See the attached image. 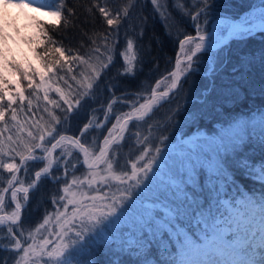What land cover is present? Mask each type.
I'll list each match as a JSON object with an SVG mask.
<instances>
[{"label": "snow or ice", "instance_id": "6c2138e0", "mask_svg": "<svg viewBox=\"0 0 264 264\" xmlns=\"http://www.w3.org/2000/svg\"><path fill=\"white\" fill-rule=\"evenodd\" d=\"M135 2L128 0L115 14L99 3L93 4L107 25L117 31L103 37V51L93 40L95 46L91 53L71 57L85 66V70L79 73L81 79L74 99L70 101L57 88L63 105L49 101L66 113L63 119L67 120L68 114L85 105L90 106V101L103 85L104 92L111 93L113 97L106 104L104 121L110 122L113 104L117 101L130 110L114 116L115 123L107 129V135L103 136L100 144L95 140L88 144L83 138L90 128L102 127L101 123L94 125L92 120H88L78 135L65 136L56 127L62 118L49 112V127L38 125V136L29 132L31 139L24 144L25 151L16 153L20 157L19 163L0 159V167L13 173L7 179V187L0 186V226L7 225L10 250L16 253L12 257L14 264H97V253L105 250L112 255L119 254L122 264H159L153 258V252L171 256L170 246L175 248L179 258L172 257L169 264H264V192L256 199L237 195L239 188H235L237 173L242 181L255 172L241 152L255 132V123L249 120L228 122L211 138L181 139L168 150L160 147L169 140L167 135L161 134L155 140L151 135L154 111L170 102L172 95L181 87V78L193 72L197 54L215 46L218 33L205 32L201 23L202 14L203 22H207L210 0H197L191 9L177 3L181 13L190 16L196 31L195 35H185L179 40L184 58H177L175 70L168 74L171 80L167 87L161 90L163 81L156 80L144 95L125 91L122 97H115L119 90L117 83H105V78L113 70L116 80L130 76L132 79L127 83L135 84L134 61L138 56L133 52L134 40L126 32L124 46L121 47L117 39L121 18L126 24ZM151 3L167 19L166 6L162 11L160 0H151ZM0 4L5 9L0 17L3 19L0 41L9 38L5 32L8 7L27 9L35 5L36 11L46 9L45 14L51 16L56 24L65 19L67 25V17L74 14L66 0H51L50 3L0 0ZM258 20L259 29L264 32V11ZM253 23L244 20L226 25L220 32L226 30L230 36L250 37ZM110 36L113 38L109 42ZM41 42L45 45L44 50L35 55L46 70L52 71L59 61L50 66L44 60L49 47L62 57L65 50L47 32H43ZM0 63L4 68L0 73V118H3L17 100L25 99L21 81L26 80L28 87L33 88L37 71L31 64L25 67L14 58L9 60L3 52H0ZM9 72L19 77L15 94L6 78ZM73 79L76 80L75 75ZM40 81L35 87H44L42 73ZM124 82L120 80V83ZM44 99H49L47 92ZM64 105H67L66 109ZM12 119H16L15 110ZM259 126L264 131V115L260 117ZM126 133L130 135L126 136ZM8 140L15 143L11 136ZM133 140L136 146L125 160L121 156L122 149L132 147ZM7 154L5 142L0 138V157ZM30 161L35 163L36 170L34 179L25 187L15 173L22 168L25 172L32 169ZM257 177L264 181V163ZM42 181H54L58 185L52 197V203L57 205L55 220L58 227L39 239L32 232L23 239L24 231L18 232L13 227L18 225L24 207L18 194L23 193L22 200L27 202L29 190L38 189ZM16 183H19L18 187H14ZM102 187L108 191L101 193ZM9 190L10 200H6L5 194ZM12 203L15 208L7 213L5 210ZM49 219L46 216L44 222L35 228V233L45 229ZM0 231H3L2 227Z\"/></svg>", "mask_w": 264, "mask_h": 264}, {"label": "trees", "instance_id": "16d2710c", "mask_svg": "<svg viewBox=\"0 0 264 264\" xmlns=\"http://www.w3.org/2000/svg\"><path fill=\"white\" fill-rule=\"evenodd\" d=\"M38 1L51 2V0ZM66 3L68 8L74 11L73 15L67 17V25L65 19H61L60 23L56 24L31 16V24L27 28L8 24L5 32L9 38L0 41V52L7 55L9 60L14 58L17 63L25 67L31 64L37 71L33 88L28 87L26 80L21 81L25 99L17 100L12 108L6 111L5 116L0 118V133H2L0 138L4 140L5 151L8 153L0 159L5 162L19 163L20 157L16 153L25 151L24 144L31 139L28 136L29 132L38 136L40 130L38 125L44 124L46 128L49 127L47 124L50 120L49 112L62 118L61 123L56 126L61 134L75 136L89 117L97 120L103 118L106 104L113 98L111 93L104 92L102 85L96 97L90 101V106L85 105L68 114L67 120L63 119L66 113L49 102L56 101L57 104L63 105L59 93L56 92L57 88L61 89L70 101L74 99L78 91V81L81 79L79 73L84 71L85 66L71 57L91 53L95 46L92 44L93 40L97 41L103 51V37L110 32L115 34L117 31L116 28L107 25L105 18L93 7V4L99 3L115 14L117 9L128 3V0H66ZM160 3L162 11L165 6L167 8L165 12L167 19L155 10L151 0H136L134 7L130 9L126 24L124 18H121L118 42L121 47L124 46L127 32L134 40L133 52L138 59L134 61L136 73L134 85L127 83V80L132 79L130 76L120 78L125 80L124 83L116 80L115 70L105 78V83L109 81L117 83L119 90L115 93V97H122L125 91L129 94L139 92L140 95H144L146 90L154 86L156 80L165 82L164 78L169 77L168 74L174 67L179 40L185 35L195 34L194 22L190 16L181 13L177 3L185 4L191 9L197 0H160ZM259 8H264V0H210L206 23L203 22V14L201 16L202 27L207 32L210 23L220 17L241 22L248 21L252 16L258 15ZM0 25H3V22H0ZM43 32L53 36L58 45L65 50L62 57L60 53L52 51L51 46L49 47L48 55L44 60L50 66L54 61H59L52 67V71L46 70L42 61L35 55L36 52L44 50L45 45L41 42ZM112 38L109 37V42ZM194 60L196 63L193 72L181 78V87L172 95L170 102L154 111L151 120L154 131L151 135L154 140L161 134L167 135L169 140L160 147L168 150L181 139L211 138L221 127H226L228 122L249 120L255 123L254 134L241 149L243 157L253 165L255 172L248 174V179L242 181L237 173L235 188H239L237 195L243 194L259 199L264 192V181H260L257 177L260 166L264 163V131L259 126L260 117L264 115V32L253 31L250 37L233 36L226 45L216 50L207 49L203 53H198ZM92 62L95 63V59ZM2 72L4 68L0 63V73ZM41 73L45 78L44 87L37 88L35 85L41 83ZM74 75L76 80L73 79ZM6 78L9 79L13 90L16 89V83L11 79L15 78L14 82H16L19 77L9 72ZM45 92L48 100L44 99ZM6 104L7 99H5ZM64 108L66 109L67 105H64ZM13 110L16 112L15 120L12 119ZM129 110L125 104L117 101L113 104L110 119L115 120V115ZM101 134V130H93L86 133L83 139L86 142L94 140L98 142L102 138ZM127 135L130 133H126ZM9 136L15 143L8 140ZM131 145L132 147L122 149L121 156L125 160L136 146L134 140L131 141ZM28 163L33 167L28 172L21 169L24 181H29L36 170L34 162ZM12 175L13 173L0 167V186L7 187V179ZM57 187L55 182L42 181L38 189H34L29 194L20 222L18 225H13L18 232L24 231L23 239H27L29 232H34L45 216L56 211L57 205L52 203V197ZM105 189L108 191L107 188ZM5 211L8 212V209ZM0 227L3 228V231H0V264H4L5 261L7 264H14L12 257L16 253L10 250L7 225ZM170 252L171 256L154 251L153 258L158 260L159 264H169L172 257L179 258L173 246H170ZM96 260L97 264H122L119 254L112 255L106 250L97 253Z\"/></svg>", "mask_w": 264, "mask_h": 264}, {"label": "rangeland", "instance_id": "374dc122", "mask_svg": "<svg viewBox=\"0 0 264 264\" xmlns=\"http://www.w3.org/2000/svg\"><path fill=\"white\" fill-rule=\"evenodd\" d=\"M38 3H42V2L38 1ZM4 11H5L4 6L2 4H0V17L3 16ZM262 11H264V8H259L258 15H254V16H252V18H259L260 13ZM6 12H7L6 19L8 21V24L9 25H15L16 27H26L27 28L31 24L30 23L31 22V16H35L37 19H39L41 21L52 22V23L55 22L51 16H48V15L45 14L46 9L41 10V11H36L35 10V5L32 8H27V9H18V8H14V7H8L6 9ZM0 22H3V19H0ZM224 23H226V22H224ZM224 23L222 25H220V26H216L215 31L218 34L216 36V40L215 41L221 40L222 37L224 36L226 30L223 31L222 33L220 32V29H222V28H224L226 26V25H224ZM179 58H181V60H183L184 54L181 53ZM84 70H85V67H84ZM170 80H171V77L169 76L165 80V82L162 83L161 88H163L164 86L166 87V85H168ZM11 81L13 83H16V82H14L15 78L11 79ZM161 90H163V89H161ZM14 94H15V89H14ZM112 123H115V120L111 119L110 123H108V124L106 123L107 127L105 128V130H107L108 128H111ZM99 130H101V129H99ZM106 135H107V131H106ZM87 140H89V139H87ZM92 143H93V141L88 142V144H92ZM58 151H59V149H57V152ZM54 155H55V153H54ZM23 171H25V170H23ZM15 175H17V177H18V181H23L25 187H27L28 183L30 182V179H33V176H32V177H30L29 181H24L23 180V172H22V170L19 173H15ZM33 175H34V173H33ZM18 186H19V183H16L14 185V187H18ZM10 191L11 190H9V193L5 194L6 200H10ZM101 191H102L101 193L107 192V190L105 188H103V187L101 188ZM22 196H23V193H19L18 194V198L21 199V203L24 204V201L22 200ZM14 208H15V204L12 203L11 207L7 208L8 209L7 213H10L12 210H14ZM55 213H56V211L51 213V214H49V215H47V217H50L49 222L45 225V229H47V231H45V229H41L40 233H35V230H34V232H32V233H34V235H36L37 239H39L40 236H42V235H48V233L52 232V230L54 228L58 227L57 224H56V220H55ZM43 222H44V219H43V221L41 223H43ZM52 238L55 239V235L54 234H53Z\"/></svg>", "mask_w": 264, "mask_h": 264}, {"label": "water", "instance_id": "95a60500", "mask_svg": "<svg viewBox=\"0 0 264 264\" xmlns=\"http://www.w3.org/2000/svg\"><path fill=\"white\" fill-rule=\"evenodd\" d=\"M254 23H253V30L254 31H257V30H260L259 29V27H261V25H259L258 23H259V20H258V18L257 19H253L252 20ZM219 24H221L220 22H219V20H214L213 22H212V24L210 25V31H209V33H212L213 31H214V26L215 25H219ZM232 24H236V23H232ZM229 25H231V24H229ZM230 35H229V33H228V31H226V34H225V36L223 37V39H222V41H220V42H215V46L213 47V48H211V49H216V48H219V47H221V46H223V45H225L228 41H229V39H230ZM180 52V51H179ZM178 52V53H179ZM175 65H176V62H175ZM174 70H175V66H174ZM173 70V71H174ZM66 136V135H65ZM33 189H30L29 190V192H31ZM24 207H25V204H24ZM23 207V208H24ZM22 208V209H23Z\"/></svg>", "mask_w": 264, "mask_h": 264}, {"label": "flooded vegetation", "instance_id": "af4514ba", "mask_svg": "<svg viewBox=\"0 0 264 264\" xmlns=\"http://www.w3.org/2000/svg\"><path fill=\"white\" fill-rule=\"evenodd\" d=\"M88 120H92L94 125L97 124V123H94V120H95V119H93V118H91V117H89ZM88 120H87V121H88ZM103 121H104V120H103ZM101 123H102V122H101ZM106 123H108V122L104 121L103 124H102V127H100V128H95V127H93V128H90V129L88 130V132H90V131H93V130L101 129V131H102V134H101L102 138H101L98 142H96V144H100V143L102 142L103 136L106 135V131H107V130H105V128L107 127V124H106ZM105 124H106V125H105Z\"/></svg>", "mask_w": 264, "mask_h": 264}]
</instances>
